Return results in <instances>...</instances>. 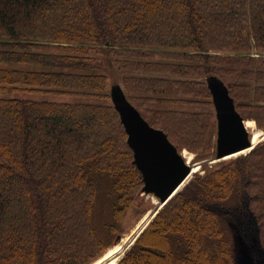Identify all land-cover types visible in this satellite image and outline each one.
Listing matches in <instances>:
<instances>
[{
  "label": "trees",
  "instance_id": "obj_1",
  "mask_svg": "<svg viewBox=\"0 0 264 264\" xmlns=\"http://www.w3.org/2000/svg\"><path fill=\"white\" fill-rule=\"evenodd\" d=\"M0 62L15 65L0 66V88L100 100L0 97V264H89L116 242L142 187L108 80L178 151L203 149L215 120L173 106L212 104L214 74L239 113L264 111V0H0ZM217 163L116 264H239L243 246L264 253V141Z\"/></svg>",
  "mask_w": 264,
  "mask_h": 264
},
{
  "label": "water",
  "instance_id": "obj_2",
  "mask_svg": "<svg viewBox=\"0 0 264 264\" xmlns=\"http://www.w3.org/2000/svg\"><path fill=\"white\" fill-rule=\"evenodd\" d=\"M205 81L216 119L215 150L214 155L192 165L188 164L183 152L178 151L162 129L151 126L144 119L127 99L120 84L114 83L109 87L110 101L118 113L126 134V143L132 151V162L141 175V192L156 198L157 204L150 213L152 218L189 181L193 166L213 164L246 154L256 145L247 129V121L236 109L234 99L223 80L211 74ZM146 225L135 233L132 243ZM117 240H121L120 235ZM240 251L242 256L239 264H256L246 246ZM258 264H264V257Z\"/></svg>",
  "mask_w": 264,
  "mask_h": 264
},
{
  "label": "rangeland",
  "instance_id": "obj_3",
  "mask_svg": "<svg viewBox=\"0 0 264 264\" xmlns=\"http://www.w3.org/2000/svg\"><path fill=\"white\" fill-rule=\"evenodd\" d=\"M252 54L257 55L255 53H252ZM0 66L14 67L15 65L14 64L8 65L4 62H0ZM110 75L114 76L115 78L116 77L120 78V76H118L120 75V73L116 71H111ZM108 81H109L108 82L109 87L114 83L119 84V82L113 81L112 79H109ZM41 89L42 87H33V86L26 85V84L3 85L0 88V97L25 98V99H33V100H55V101H65V102H74V101L99 102L100 101L96 97L84 98L78 95L59 94V93H53L49 91H43ZM173 107H180V108L187 109V110H197V111L203 112L204 119L210 123H212L215 120L214 135L211 136L209 143L203 149L198 150L196 152L191 151L185 147L179 149L180 152H183L184 158L187 160L188 164L190 165L194 163H199L209 158L212 152H214L215 150L216 119H215L213 105L212 104H208V105L193 104V105L187 106V104H182V105H176ZM243 110H244L243 112L242 110H239L242 117L246 121L248 120L253 121L252 126H247L249 134H251L253 130L258 131L260 133V139L256 142V144L258 142L264 141V113H263L264 111L262 110L257 111L259 114L256 115L257 116V119H256L254 118V115L247 108ZM248 114H250L252 117H250ZM236 156L226 158L224 160H221V162L227 161ZM199 157H202V159L197 160ZM218 164L219 163L216 162L213 164L203 163L202 165H199L198 169L192 172L190 179L193 177L194 174H197V173L203 174L205 172V169L206 170L208 168L211 169ZM156 204H157L156 198L153 195L140 192L136 196L132 206L126 211L125 217L122 221V231L120 233L121 240H116V242L109 249H107L103 255H101L99 258H97L96 260H94L93 262L89 264H97V261H101L103 257H108L109 253H112V255L108 257L107 259H103L102 264H108V262H110L111 260H114V264H116L118 260L123 256L125 251L129 248L130 244L132 243L134 239L135 233H137V231L140 228H143L147 224V222L152 219V217L150 216V213L152 210L155 209ZM236 240L239 241L238 238H236ZM249 247L251 249H254L251 253V257L253 255L254 257L263 259L264 253L261 249H258L254 246H249Z\"/></svg>",
  "mask_w": 264,
  "mask_h": 264
},
{
  "label": "bare ground",
  "instance_id": "obj_4",
  "mask_svg": "<svg viewBox=\"0 0 264 264\" xmlns=\"http://www.w3.org/2000/svg\"><path fill=\"white\" fill-rule=\"evenodd\" d=\"M246 125L252 126L253 121L248 120ZM251 136H252V140L254 143H256L260 139V133L258 131L253 130V132L251 133ZM198 167H199V164H196L195 166H193L192 172L196 171L198 169ZM108 264H114V260H111L110 262H108Z\"/></svg>",
  "mask_w": 264,
  "mask_h": 264
},
{
  "label": "snow or ice",
  "instance_id": "obj_5",
  "mask_svg": "<svg viewBox=\"0 0 264 264\" xmlns=\"http://www.w3.org/2000/svg\"><path fill=\"white\" fill-rule=\"evenodd\" d=\"M111 255H112V253H109L108 254V257H110ZM108 257H103L102 260L103 259H107ZM102 260L101 261H97V264H102Z\"/></svg>",
  "mask_w": 264,
  "mask_h": 264
}]
</instances>
